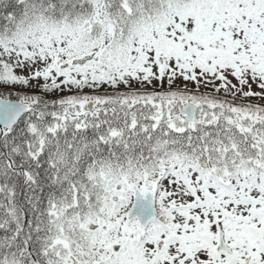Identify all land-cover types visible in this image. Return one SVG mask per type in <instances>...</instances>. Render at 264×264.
I'll list each match as a JSON object with an SVG mask.
<instances>
[{
  "label": "snow or ice",
  "instance_id": "6c2138e0",
  "mask_svg": "<svg viewBox=\"0 0 264 264\" xmlns=\"http://www.w3.org/2000/svg\"><path fill=\"white\" fill-rule=\"evenodd\" d=\"M0 264H264V0H0Z\"/></svg>",
  "mask_w": 264,
  "mask_h": 264
}]
</instances>
